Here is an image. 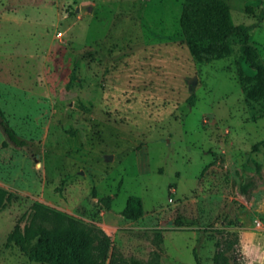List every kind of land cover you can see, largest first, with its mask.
I'll use <instances>...</instances> for the list:
<instances>
[{
    "label": "rangeland",
    "instance_id": "1",
    "mask_svg": "<svg viewBox=\"0 0 264 264\" xmlns=\"http://www.w3.org/2000/svg\"><path fill=\"white\" fill-rule=\"evenodd\" d=\"M224 1L264 67V0ZM185 3L0 0V121L27 143L0 126V264H50L35 203L95 224L126 264H214L217 242L262 264L264 94L247 97L241 40L190 52Z\"/></svg>",
    "mask_w": 264,
    "mask_h": 264
},
{
    "label": "trees",
    "instance_id": "2",
    "mask_svg": "<svg viewBox=\"0 0 264 264\" xmlns=\"http://www.w3.org/2000/svg\"><path fill=\"white\" fill-rule=\"evenodd\" d=\"M259 17L264 20V8ZM231 20L229 6L224 0H186L181 24L190 52L202 63L223 58L230 52L232 40H241L242 61L255 80V84L246 89L247 97L256 99L264 94V67L257 62L256 52L250 43V34L256 26H234ZM0 126L13 144L18 147L27 145L4 121H0ZM11 197L8 190L0 189V211L11 201ZM33 210L35 220L41 219L47 225L37 235L36 255L42 262L126 264L110 237L95 224L40 203H35ZM140 212V200L130 199L127 214L138 216ZM230 245L233 246L232 243ZM216 246L219 251L214 256V264H228L222 243L217 242ZM194 259L196 264H201L195 250Z\"/></svg>",
    "mask_w": 264,
    "mask_h": 264
},
{
    "label": "built area",
    "instance_id": "3",
    "mask_svg": "<svg viewBox=\"0 0 264 264\" xmlns=\"http://www.w3.org/2000/svg\"><path fill=\"white\" fill-rule=\"evenodd\" d=\"M254 228L256 229L259 236H264V223L261 220L256 219L254 221ZM261 251H262V254L257 257L260 258L261 263L264 264V245L262 246Z\"/></svg>",
    "mask_w": 264,
    "mask_h": 264
}]
</instances>
